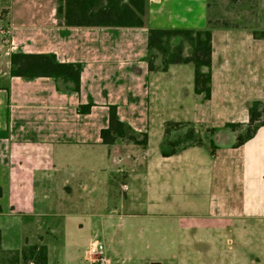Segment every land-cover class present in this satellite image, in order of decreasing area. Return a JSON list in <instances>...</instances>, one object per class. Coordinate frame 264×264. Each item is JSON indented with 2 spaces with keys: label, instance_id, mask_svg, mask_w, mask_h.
<instances>
[{
  "label": "crops",
  "instance_id": "obj_1",
  "mask_svg": "<svg viewBox=\"0 0 264 264\" xmlns=\"http://www.w3.org/2000/svg\"><path fill=\"white\" fill-rule=\"evenodd\" d=\"M82 1L77 14L101 7ZM256 2L148 0L145 27H93L67 25V0H0V250L22 227L16 251L45 246L47 264L52 237L90 264L95 244L106 264H164L167 253L180 259L183 242L194 253L219 241L230 244V264H264V127L239 147L225 128L246 125L251 104L264 103ZM150 28L211 30L210 100L195 94L192 64L149 70ZM14 54L81 64L80 91L13 76ZM166 104L180 106L178 115L162 116ZM112 106L128 134L148 135L146 148L103 143ZM168 121L218 129V149L205 143L164 157Z\"/></svg>",
  "mask_w": 264,
  "mask_h": 264
},
{
  "label": "trees",
  "instance_id": "obj_2",
  "mask_svg": "<svg viewBox=\"0 0 264 264\" xmlns=\"http://www.w3.org/2000/svg\"><path fill=\"white\" fill-rule=\"evenodd\" d=\"M100 0L101 7L97 12L87 15L85 11L77 14L73 11L76 5L84 4L82 0H67V25L93 27H145L148 0ZM105 4V5H104ZM61 10L59 9V13ZM256 38L264 40V31L254 33ZM150 71L160 69L167 71L170 65L192 64L195 68V94L203 96L204 100L211 99L212 76V32L210 29L196 31L189 29H149L148 37ZM188 49V53L187 52ZM156 61L161 66H156ZM13 76L20 77H51L71 84V89L79 92L81 87V64L60 63L53 55H18L11 57ZM91 106L81 107L82 113H88ZM187 124L190 128L178 140H172L173 132ZM264 127V103L255 101L249 107V121L246 125L228 123L225 128L237 132L234 147H239L251 140L258 129ZM211 152L218 149L214 139L218 129L209 128ZM199 130L189 123L168 121L165 124V140L161 149L164 157H170L179 151L194 146H204L202 138L198 137ZM103 143L112 146L118 139L146 148L148 135L128 134L126 125L117 116V107H110L109 127L101 131ZM182 143L185 145L181 146ZM22 257L34 264H47L48 253L45 246H29L22 250ZM158 264V263H156Z\"/></svg>",
  "mask_w": 264,
  "mask_h": 264
},
{
  "label": "rangeland",
  "instance_id": "obj_3",
  "mask_svg": "<svg viewBox=\"0 0 264 264\" xmlns=\"http://www.w3.org/2000/svg\"><path fill=\"white\" fill-rule=\"evenodd\" d=\"M257 5L259 6V18L262 25H264V0H257ZM188 53V49L187 52ZM180 106H171L166 104L161 107V115L165 118H170L171 116H177L178 111L176 108ZM166 124V123H165ZM190 124V123H189ZM194 126V125H193ZM190 128L189 125L184 124L179 131L173 132L172 140H178L181 138L184 133ZM199 130L197 134V138L200 137L203 139L204 143H210L212 136L208 133V129L201 126H196ZM185 145L182 143L181 146ZM23 228H15L10 232L7 240L4 242V247H1L0 250V264H30L31 262H27L23 259L22 254H19L16 249L19 247L18 234L19 231ZM21 234V233H20ZM56 238V237H55ZM52 237L53 242V255L51 264H90L86 255L82 250L79 249H70L66 250L60 245L63 244V241L59 239H55ZM184 243V245H183ZM181 244V250H183L178 260L173 253H167L163 257L164 264H230V257H225V253H229L230 244L229 242H216L215 245H208L207 242H202L197 244L195 248V252L193 253L191 248L188 247L187 242H183ZM207 243V244H206ZM0 246H2V242H0ZM11 248L13 250H5L7 248ZM4 248V249H3ZM94 264H98L94 262ZM136 264V263H133Z\"/></svg>",
  "mask_w": 264,
  "mask_h": 264
},
{
  "label": "built area",
  "instance_id": "obj_4",
  "mask_svg": "<svg viewBox=\"0 0 264 264\" xmlns=\"http://www.w3.org/2000/svg\"><path fill=\"white\" fill-rule=\"evenodd\" d=\"M105 253V249L104 246L102 244H95L94 245V255H95V262L98 264H106L107 260L106 257L104 255ZM30 264H34L33 262H31Z\"/></svg>",
  "mask_w": 264,
  "mask_h": 264
}]
</instances>
